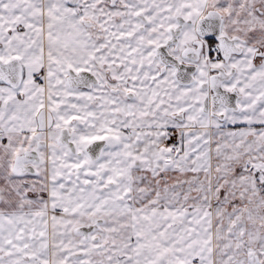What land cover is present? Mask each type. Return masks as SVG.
<instances>
[{
    "label": "snow or ice",
    "instance_id": "snow-or-ice-1",
    "mask_svg": "<svg viewBox=\"0 0 264 264\" xmlns=\"http://www.w3.org/2000/svg\"><path fill=\"white\" fill-rule=\"evenodd\" d=\"M0 264H264V0H0Z\"/></svg>",
    "mask_w": 264,
    "mask_h": 264
}]
</instances>
